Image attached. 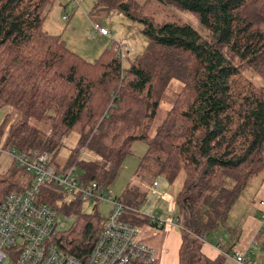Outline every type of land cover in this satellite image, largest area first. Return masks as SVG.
<instances>
[{"label":"trees","instance_id":"1","mask_svg":"<svg viewBox=\"0 0 264 264\" xmlns=\"http://www.w3.org/2000/svg\"><path fill=\"white\" fill-rule=\"evenodd\" d=\"M54 1L0 0V102L48 125L43 131L18 118L6 126L9 113H4L3 147L48 150L59 166L63 138L78 130L79 148L61 168L77 165L81 179L107 186L115 178L112 166L124 162L136 141L147 143L138 174L174 181L184 173L176 195L179 264H225L224 256L204 252V241L226 227L233 202L264 170V84L249 75L264 80V0H96L98 9L141 22L149 39L145 51L125 63L116 41L91 61L69 48L62 35L46 30V10ZM169 4L190 10L208 36L187 22L157 20ZM172 79L182 86L151 135ZM82 148L101 160L82 158ZM24 188L11 173L0 172V202ZM38 199L75 216L60 241L84 259L106 217L98 210L84 212L81 200L52 185ZM123 218L156 225L133 209Z\"/></svg>","mask_w":264,"mask_h":264},{"label":"rangeland","instance_id":"2","mask_svg":"<svg viewBox=\"0 0 264 264\" xmlns=\"http://www.w3.org/2000/svg\"><path fill=\"white\" fill-rule=\"evenodd\" d=\"M67 1V0H66ZM144 3L146 0H138ZM65 0H55L47 10L45 15L46 29L55 34H61L65 39L67 46L76 51L88 60H95L100 54L108 48L112 41H116L120 50V44L125 46V56L119 52L118 55L129 62L137 54L142 53L149 45L148 37L142 32V24L138 20H133L120 11H109L98 9L96 0H72L69 2L66 10H63ZM64 14L68 15L69 19H64ZM159 21H181L187 22L197 29L200 33L208 36L207 29L200 23L199 19L188 9H179L174 5L169 4L156 14ZM104 24L109 27L112 38L95 33V23ZM93 34L95 36L93 37ZM252 76V79L258 84H264V80L258 75ZM182 84L177 79H172L166 89L155 117L151 135H154L159 125L165 119L169 109L172 107V100L177 96ZM0 125L4 113H9L6 119V126L11 124L15 119H26L32 125L40 130H48V125L36 118L28 117L22 112L14 110L8 105L0 102ZM79 133L75 130L70 136L63 138V145L57 155L58 160H63L70 155L73 149L79 148ZM4 138L0 139V172H9L13 175L14 180L24 186L29 183L30 175L20 168L15 162L9 149L3 147ZM148 145L142 141H136L132 146L131 153L126 157L124 162L118 166H112L115 171V178L111 185L113 199L115 196L125 197L127 203L131 204L138 211L149 215L153 220V216L157 215L164 220L179 219L180 209L176 202V195L184 182V173L181 172L176 180L170 181L164 176L154 174H138V166L141 158L147 153ZM81 157L86 159L101 160L99 156L89 151L87 148L80 150ZM81 172V171H79ZM264 170L254 175L242 189L240 194L233 202L228 222L226 227L213 232L209 239L215 236V233L220 236L224 234L231 236L230 227L236 231L235 236L238 237V242L255 243L260 254L264 242V231L255 232L257 223L263 220L261 214L264 213V205L261 200H264ZM154 181L160 183L159 186L154 185ZM27 185V184H26ZM25 185V186H26ZM24 186V187H25ZM66 198V197H65ZM82 210L86 213L98 210L103 217H107L112 203L111 201H101L98 203L92 201L82 202ZM74 216V215H73ZM75 217V216H74ZM155 222V220H153ZM180 226L175 227L169 224L157 226L153 231H149L145 239L146 242L154 249L157 254H160L163 246L168 244V261L167 264H177L178 261V242L182 237V221ZM70 222L68 223V226ZM152 227L153 224H149ZM146 226V225H145ZM176 232V233H174ZM234 233V231L232 232ZM256 235L254 236V234ZM254 236V237H253ZM252 238V240H251ZM254 238V239H253ZM175 240V244H172ZM177 241V244H176ZM228 242V239H227ZM226 243V240H225ZM160 259V255H159ZM160 264V263H159Z\"/></svg>","mask_w":264,"mask_h":264},{"label":"built area","instance_id":"3","mask_svg":"<svg viewBox=\"0 0 264 264\" xmlns=\"http://www.w3.org/2000/svg\"><path fill=\"white\" fill-rule=\"evenodd\" d=\"M63 18L68 19L69 16L64 14ZM94 29L95 33L112 38L109 29L99 23H95ZM124 46L121 43L119 50L123 57ZM8 152L30 178L23 190L8 192L0 202V264H159V256L142 238L144 226L123 218L126 209L146 214L127 203L125 197L110 199L112 190L109 185L81 179L77 165L67 169L59 167L48 150L27 152L13 147ZM50 185L66 196L81 200V203H112L103 229L84 259L70 254L60 241L75 217L38 199L41 190ZM154 185L159 186L160 183L154 181ZM261 204L264 205V201ZM262 218L263 231L264 213ZM153 220L155 228L164 224L180 226L179 219L164 220L154 215ZM254 245L252 242L244 251L234 252L235 264H262L250 258L255 251Z\"/></svg>","mask_w":264,"mask_h":264},{"label":"crops","instance_id":"4","mask_svg":"<svg viewBox=\"0 0 264 264\" xmlns=\"http://www.w3.org/2000/svg\"><path fill=\"white\" fill-rule=\"evenodd\" d=\"M66 3H67V1L65 0L64 4L66 5ZM64 4H63V10L65 11L66 7L68 6V4L66 5L65 8H64ZM44 25H45V23H44ZM100 25L103 26V27H106L107 29H109V27L104 25V24H100ZM45 28H46V26H45ZM109 31L111 32L110 29H109ZM112 36H113V34H112ZM67 159H68V157L66 158V161H67ZM57 161H58L60 167L62 166L61 164L66 163L65 159H63V160H58L57 159ZM26 184L27 183H25L24 186ZM261 201H264V200H261ZM262 214H261V216H262ZM261 225H262V220H261V222L259 220V222L257 223L256 231H255L256 233L262 231L261 230ZM160 226H162V225H160ZM154 229H155V226L154 227H152L151 225L150 226L149 225L144 226L143 233H142V238L144 239L145 242L147 241L145 239L146 234L149 231H153ZM229 231L231 232V236H229V238L227 237L228 236L227 234L226 235L224 234V236H220L219 237L218 233H215V236L212 239H209V237H208L204 241L205 243H204V246H203V250L209 257L215 258L218 255H222V256L225 257V264H235V261H234V259L232 257L233 253L234 252L244 251L249 245H251V241H250V243L238 242V237L235 236L236 231L233 230V228H231V227H230ZM233 231H234V233H232ZM174 233H176V232H174ZM256 233L254 234V236L256 235ZM227 239H228V242H227ZM225 240H226V243H225ZM251 240H252V238H251ZM181 242H182V237H181L180 243L178 242L179 247H178V261H177V264H179V249H180V246H181ZM172 244H175V240H172ZM176 244H177V241H176ZM262 246H264V242H263ZM166 247H168V244L163 246V249H162L160 254H157L158 256L160 255V259H159V263L160 264H167V261H168V255H167L168 254V249ZM254 250L255 251H254L253 254L250 255V258L253 261L261 262L262 264H264V247H262V252H260V254H259V252H258V250L256 248Z\"/></svg>","mask_w":264,"mask_h":264}]
</instances>
